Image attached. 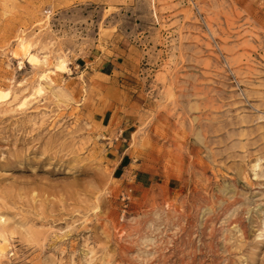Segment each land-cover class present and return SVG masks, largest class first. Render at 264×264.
I'll list each match as a JSON object with an SVG mask.
<instances>
[{
    "label": "rangeland",
    "instance_id": "1",
    "mask_svg": "<svg viewBox=\"0 0 264 264\" xmlns=\"http://www.w3.org/2000/svg\"><path fill=\"white\" fill-rule=\"evenodd\" d=\"M0 234V264H264V0H0Z\"/></svg>",
    "mask_w": 264,
    "mask_h": 264
},
{
    "label": "bare ground",
    "instance_id": "2",
    "mask_svg": "<svg viewBox=\"0 0 264 264\" xmlns=\"http://www.w3.org/2000/svg\"><path fill=\"white\" fill-rule=\"evenodd\" d=\"M57 67H58V69H64V63L61 62ZM5 242L6 241H5L4 237L0 234V256L3 255V252H4L3 244Z\"/></svg>",
    "mask_w": 264,
    "mask_h": 264
}]
</instances>
